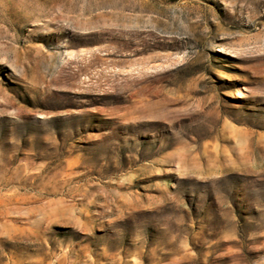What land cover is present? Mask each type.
Wrapping results in <instances>:
<instances>
[{"label": "rangeland", "instance_id": "rangeland-1", "mask_svg": "<svg viewBox=\"0 0 264 264\" xmlns=\"http://www.w3.org/2000/svg\"><path fill=\"white\" fill-rule=\"evenodd\" d=\"M0 264H264V0H0Z\"/></svg>", "mask_w": 264, "mask_h": 264}]
</instances>
